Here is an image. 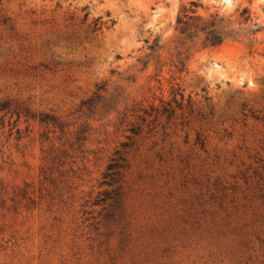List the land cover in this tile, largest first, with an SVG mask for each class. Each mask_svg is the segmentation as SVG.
I'll use <instances>...</instances> for the list:
<instances>
[{
	"label": "rangeland",
	"instance_id": "obj_1",
	"mask_svg": "<svg viewBox=\"0 0 264 264\" xmlns=\"http://www.w3.org/2000/svg\"><path fill=\"white\" fill-rule=\"evenodd\" d=\"M191 2L264 26V0H0V264H264V30L180 47Z\"/></svg>",
	"mask_w": 264,
	"mask_h": 264
},
{
	"label": "trees",
	"instance_id": "obj_2",
	"mask_svg": "<svg viewBox=\"0 0 264 264\" xmlns=\"http://www.w3.org/2000/svg\"><path fill=\"white\" fill-rule=\"evenodd\" d=\"M199 7H201L199 3L191 2L190 8L183 7L177 17L175 31L178 34V45L180 47H184L188 43H194L197 40H202L204 46L217 48L227 41H238L243 36L256 35L264 30V26H260L254 21L248 8L242 10L238 21L232 22L220 14L203 17L198 14L197 9ZM87 17L88 14L85 15V18ZM236 24L238 27L235 26ZM99 29V23L96 20L93 23L92 30L96 32ZM161 48L162 46H159L158 42L151 47L154 53ZM146 64L148 65V63ZM177 66L180 72L184 71L186 69V60L180 59ZM174 93L176 96L181 95L183 97L180 89ZM99 101L103 103V109L107 111H111L117 105L116 97L109 99L103 97L91 98L84 105L93 113L94 107Z\"/></svg>",
	"mask_w": 264,
	"mask_h": 264
}]
</instances>
